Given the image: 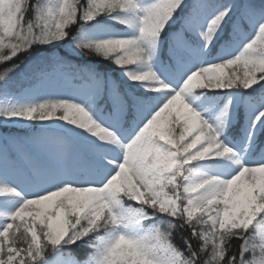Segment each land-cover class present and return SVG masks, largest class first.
I'll return each mask as SVG.
<instances>
[{
	"label": "snow or ice",
	"instance_id": "snow-or-ice-1",
	"mask_svg": "<svg viewBox=\"0 0 264 264\" xmlns=\"http://www.w3.org/2000/svg\"><path fill=\"white\" fill-rule=\"evenodd\" d=\"M0 264H264V0H0Z\"/></svg>",
	"mask_w": 264,
	"mask_h": 264
},
{
	"label": "trees",
	"instance_id": "trees-1",
	"mask_svg": "<svg viewBox=\"0 0 264 264\" xmlns=\"http://www.w3.org/2000/svg\"><path fill=\"white\" fill-rule=\"evenodd\" d=\"M73 31H75V30H73ZM21 59H23V57H21ZM73 59L75 60V58H73ZM97 63H98V66L100 69L110 70L112 72L113 76L118 75L117 69L113 65H111V64H109L103 60H100ZM33 71H35L34 68L33 69L26 68L21 76H19L18 78H15L16 82L12 88V91L16 92L22 88L27 87V85H29L31 83V77H32ZM233 243L238 244L239 241H233ZM72 251L74 253H76L78 256H82V250L80 248H73Z\"/></svg>",
	"mask_w": 264,
	"mask_h": 264
}]
</instances>
